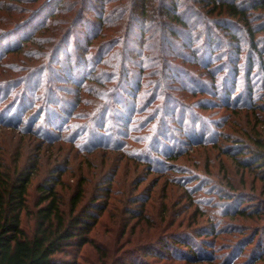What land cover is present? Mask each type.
Segmentation results:
<instances>
[{"label":"trees","instance_id":"obj_1","mask_svg":"<svg viewBox=\"0 0 264 264\" xmlns=\"http://www.w3.org/2000/svg\"><path fill=\"white\" fill-rule=\"evenodd\" d=\"M67 1L47 0L25 20L11 23V27H14L8 29H16V36L17 30L20 33L37 30L27 37L20 34L18 38L22 37L19 39L24 42L22 44L34 42L39 32H53L58 42L54 51L56 67L52 69L46 65L38 73L35 83L30 87H21L23 90L19 94L18 89L15 96L19 94L25 97L23 104L31 97H38L39 102L44 98L45 101L51 100L49 107L48 101L45 104V114L48 115L50 109L54 108L62 118L67 116L63 129L68 126L71 129L69 122L76 114L74 110L92 107L89 115L82 116L88 122L85 129L74 125V130L81 131H75L80 135V140L60 139L70 143L78 153L90 139L92 146L100 145L105 151L119 153V158L137 159L150 167L159 162L155 155L177 159L178 154L173 156L170 152V155L166 153L163 142L178 141V134L185 133L188 126L194 128L190 126L192 119L186 117L189 124L178 123L176 126L168 120V127L162 121L177 110V113L185 111L184 104L187 103L183 93L194 95L197 90H204L206 84L202 81L203 77L197 74V68L209 70L205 76L209 77L212 85L222 89L226 97L231 93L227 88L229 80L235 83L239 74L240 56L245 48L249 70H258L264 75V0ZM245 40L247 46L243 48L242 41ZM21 47L14 48L12 52H18ZM215 64L218 70L213 73L210 68ZM189 81L198 82V89L188 86ZM70 98L74 101L73 112L63 115L66 105L71 103ZM57 99L61 101L59 107L58 103H53ZM23 104L18 106L22 107ZM14 107L9 114H12ZM256 107L254 103L252 109L257 112ZM156 108L161 112L155 113ZM261 108L264 113V104ZM17 112V120H21L18 109ZM143 113L156 114L150 122L157 121L156 133L159 137L153 145H150L149 137L132 140L144 144L143 151L132 152L128 143L121 140L123 133L119 128L124 125L127 131L131 128L133 116ZM49 118L51 124L46 125L41 123L39 117L38 127L41 128L34 133L43 144L50 143L51 132L48 129L54 130L57 123L54 122V114ZM2 120L0 118V124L12 122V119ZM173 122L177 123L176 120ZM247 124L251 125L250 122ZM261 127L264 128L263 123ZM151 131L148 130L149 133ZM248 136L250 145L239 140L241 143L228 146L225 151L236 159L239 166L263 171L261 181L264 187V139L255 130L248 131ZM1 146L0 264H78L83 247L92 246L97 252L100 251L101 247L95 242L93 234L101 225L104 214L119 210L118 206L125 202L133 203L131 199L121 197L126 192L119 189L120 186L125 188L123 184L118 186V176H122L124 170L120 162L112 164L115 168L108 176L99 178L90 190H93L92 193L85 187L86 182L87 186L90 184L88 179L80 176L68 198L59 191V187L68 179L69 169L57 168L53 171L54 175L40 181L37 199L34 207L30 208L29 189L39 169L38 159H21L19 151L11 152ZM42 147L38 146V151ZM69 158L67 155L65 163L70 164ZM135 177L126 189H129ZM248 197L246 194H236L228 212L240 217L247 216V209L236 207L235 203L244 201V198L248 200ZM146 200L139 198L134 201L139 204V210H132L138 221L146 218ZM257 201L263 207L254 209L260 213L264 210V199ZM25 218L34 221L32 233L24 228ZM123 227L127 229V225ZM211 230L216 231L215 228ZM193 232L194 236L188 237L190 242L186 243L183 239L182 244L197 253L192 255L194 258L199 256V252L192 243H196L199 235ZM163 240L160 247L144 246V249L151 254L158 253L161 248L162 253L167 252L170 239ZM212 260L207 256L199 259L204 262Z\"/></svg>","mask_w":264,"mask_h":264},{"label":"rangeland","instance_id":"obj_2","mask_svg":"<svg viewBox=\"0 0 264 264\" xmlns=\"http://www.w3.org/2000/svg\"><path fill=\"white\" fill-rule=\"evenodd\" d=\"M46 1L0 0V118L7 121L12 119L10 124H0V145L11 152L19 151L21 159H38L39 169L29 189L30 208L34 207L37 199V186L40 181L53 174L57 168L69 169L68 179L59 187V191L64 192L68 198L80 176L88 179L90 184L87 186L86 182L85 187L92 193L93 190H90L93 185L98 183L101 176H108L115 168L112 164L118 161L121 169L124 168L123 175L118 176V186H125H120L119 189L126 192L121 197L131 199L133 203L125 202L118 206L119 210L104 214L101 225L93 234L95 242L101 247L100 251L97 252L92 246L83 247L78 264H264V210L257 213L254 209L263 207L257 201L264 199L261 181L263 171L239 166L236 159L231 158L225 151L228 146L241 143L239 140L250 145L248 131L255 130L264 139V128L261 127L264 124V113L261 112L264 104V75L258 73V70H249L247 48L240 56L239 74L235 83L230 79L227 84L231 91L228 97L205 76L209 70L197 68V74L203 77L202 81L206 84L204 90H197L194 95L183 93L187 103L184 104L185 111L177 113V110L168 119H163L162 123L167 127L168 120L176 126L178 123L189 124L186 117L192 119L190 126L194 128L188 126L185 133L178 134V141L163 142L166 153L170 155V152L173 156L178 154L177 159L152 154L159 162L150 167L137 159L119 158V153L105 151L100 145L92 146L90 139L82 146L81 153H78L70 143L60 139L79 141L80 135L75 134V131H81L74 130V125L85 129L88 122L82 116L89 115L92 107L78 108L73 112L74 101L70 98L71 103L66 105L65 112L61 108L63 115L72 112L76 114L69 122L71 129L68 126L64 130L62 125L68 119L67 116L62 118L54 108H49L51 112L45 114V104L48 101L49 107L51 100L45 101L44 98L39 102L38 97H31L23 104L25 97L19 96L23 90L21 87L32 86L38 73L46 65L52 69L56 67L54 51L58 42L55 41L52 31L39 32L35 35L34 42L22 44L24 42L19 40L22 37L18 36L22 34L27 37L32 29L23 33L17 30V36L14 34L16 29L10 30L14 27H11V23L25 20ZM67 3H71V0ZM9 27L11 28L8 29ZM36 32L34 30L32 34ZM19 46L22 47L18 52H12ZM246 46L247 41H242V47ZM254 57L257 59V56ZM215 66L216 64L210 68L213 73L218 70ZM188 83V86L198 89V82ZM63 84L66 86V83ZM18 89L19 94L15 96ZM57 101L53 100V103H58L59 107L61 101ZM254 103L257 105V112L252 109ZM21 104L23 106L19 107ZM13 105L14 111L9 114ZM17 109L20 111L21 120H17ZM157 111L161 112V109L156 108L155 113ZM155 113L135 115L130 129L125 131L124 125L119 128L123 133L121 140L128 143L130 151L144 150V144L132 140H145L149 137L148 141L153 145L158 139L157 121L150 122L155 119ZM53 114L57 120L54 122L57 123L54 130L48 129L51 132L50 143L43 144L41 138L34 134L41 128L38 127V120L41 117V123L49 125L51 123L48 119ZM249 122L251 125L247 124ZM173 125L170 127H174ZM60 126V130H55ZM149 129H152L151 133L148 132ZM40 145L44 147L38 151L37 147ZM67 155L70 156V164L65 163ZM134 175L135 179L129 189H126ZM236 194L249 196L248 200L244 198V201L235 205L245 207L251 214L240 217L228 212L229 206L232 207L235 202ZM139 198L144 201L147 199L146 218L142 221H138L132 211L139 210V204L134 203ZM23 225L28 233L33 232L32 218H25ZM124 225H127L126 230ZM193 231L199 235L196 243H192L193 248L197 247L199 252V256L194 258L192 255L197 253L182 244L183 239L188 243V237L194 236ZM163 239H170V244L166 247L168 253H162V248L153 254L144 249V246L160 247ZM177 240L181 242H176ZM206 256L213 260L199 261Z\"/></svg>","mask_w":264,"mask_h":264}]
</instances>
